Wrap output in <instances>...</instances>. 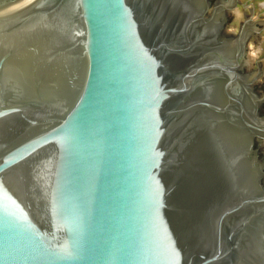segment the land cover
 <instances>
[{"label":"water","instance_id":"95a60500","mask_svg":"<svg viewBox=\"0 0 264 264\" xmlns=\"http://www.w3.org/2000/svg\"><path fill=\"white\" fill-rule=\"evenodd\" d=\"M226 1L0 0V264H264Z\"/></svg>","mask_w":264,"mask_h":264},{"label":"rangeland","instance_id":"374dc122","mask_svg":"<svg viewBox=\"0 0 264 264\" xmlns=\"http://www.w3.org/2000/svg\"><path fill=\"white\" fill-rule=\"evenodd\" d=\"M251 9H254L257 14H260L258 18L259 20H264V0H240L238 8L236 9L238 17H235L234 13H232L229 14L228 20L226 21L225 25L228 31L238 33L239 28L242 26L245 19L249 18ZM256 28L262 29L261 36L248 40L246 55H250L252 53V55L255 57L254 61L256 60L257 62H259V67L263 73V78H261L260 80L264 85V27L263 25L257 24ZM256 61L255 63L253 62L252 68L255 72H258L259 68L258 66H256Z\"/></svg>","mask_w":264,"mask_h":264},{"label":"flooded vegetation","instance_id":"af4514ba","mask_svg":"<svg viewBox=\"0 0 264 264\" xmlns=\"http://www.w3.org/2000/svg\"><path fill=\"white\" fill-rule=\"evenodd\" d=\"M209 3L211 5V7H214V6L217 5L218 0H214V1L213 0H209ZM255 15H257V13ZM250 16H251V14L249 15V17ZM259 25H261V24H259ZM241 73H244L243 70L241 71ZM256 87L257 88H263L262 82L259 81L258 83H255L251 87V90H249V99L250 100H252V99L257 100L258 99L257 97H260V96H262L264 94V92H262V93H260V91L259 92H256L255 91V88ZM263 106H264V102L260 103L258 110L261 111V109H262ZM253 149L258 152V160H259L258 163H256L255 165H253L254 166L253 168H255L257 170V174H259L261 176V178H262L261 184L264 186V146H260V141H258L253 146Z\"/></svg>","mask_w":264,"mask_h":264},{"label":"bare ground","instance_id":"6f19581e","mask_svg":"<svg viewBox=\"0 0 264 264\" xmlns=\"http://www.w3.org/2000/svg\"><path fill=\"white\" fill-rule=\"evenodd\" d=\"M234 4H235V0H229V1H226V2H224V4H223V6H222V10L225 8V9H231L233 6H234ZM219 11H220V9H219ZM232 11V13H234V16L235 17H238V15H237V13H236V9H234V10H231ZM219 14H220V16H222V14L223 13H221V12H219ZM257 24H261V23H257V22H255V24L254 23H249V25L245 28V30H244V35H249V34H251L252 35V33H254L256 30H259L258 28H256V25ZM243 35V36H244ZM234 40V42H235V44L237 45V47L239 48V39H233ZM257 52V51H256ZM248 54V53H247ZM254 56L252 55V53L249 55H246L245 56V58H244V60H245V62H246V64L248 65V66H250V67H252V64H253V62L255 63V61H254ZM257 62V61H256Z\"/></svg>","mask_w":264,"mask_h":264}]
</instances>
